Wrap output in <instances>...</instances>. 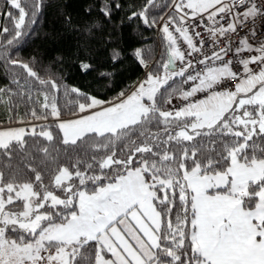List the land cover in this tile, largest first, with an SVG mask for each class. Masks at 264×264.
Listing matches in <instances>:
<instances>
[{
  "label": "snow or ice",
  "instance_id": "6c2138e0",
  "mask_svg": "<svg viewBox=\"0 0 264 264\" xmlns=\"http://www.w3.org/2000/svg\"><path fill=\"white\" fill-rule=\"evenodd\" d=\"M6 3L0 63L14 87H0V104H30L45 122L0 129V264H264V0H170L166 20L146 0L121 26L159 24L164 52L151 63V49L105 29L122 0H101L99 23L83 27L62 13L91 51L72 66L104 93L64 85L62 71L41 77L37 54L15 58L48 5ZM128 59L145 74L117 92L100 69Z\"/></svg>",
  "mask_w": 264,
  "mask_h": 264
},
{
  "label": "trees",
  "instance_id": "16d2710c",
  "mask_svg": "<svg viewBox=\"0 0 264 264\" xmlns=\"http://www.w3.org/2000/svg\"><path fill=\"white\" fill-rule=\"evenodd\" d=\"M122 2L125 6L124 11L116 14L112 24L105 26L106 31L111 32L115 28L118 34L122 33L123 39L128 42L124 45L125 47H127L128 44L132 46H143L146 49H151L155 58L160 59L164 52V41L162 40L161 33L160 40L159 42L157 41V27L147 28L139 20H124L123 26H121V20L125 13H130L131 10H139L146 0H122ZM156 2L157 6L150 9V16L154 15L158 18L159 16H163L167 11L168 8L165 7V5L169 4L170 0H156ZM100 3L101 0H47L48 6L45 8L43 16L38 19L37 25L34 26L35 32L39 33V35L24 37L18 46V50L14 52L15 58L29 62V58L37 54L42 57V62H32L31 66L41 77L47 78V76L53 72L59 75L62 71L64 85L68 87H80L82 89L90 85L93 91L104 93L105 89L100 88L95 80L96 73L84 77L72 66V62L76 57L81 54L91 55V51L84 50L82 47L78 48L76 46L77 34L71 31H65V26L62 22V13H68L72 16L74 27H83L92 20L99 23L97 13ZM89 8L93 10V15L91 17H89L85 11ZM8 11L15 10L10 8L6 0H0V13H5L0 14V30H2L4 26L9 28L12 27L11 22L6 16ZM7 37L8 34L0 36V43ZM93 48L100 51L98 44H94ZM61 55L65 62L63 64H54L55 59ZM148 57H151V55L148 54ZM93 59H96L98 64H102L105 58L103 55H100L98 57L93 56ZM9 70L10 69H6L3 64L0 63V87L12 86L10 85L11 76L9 75ZM100 70L114 71L115 78L111 87L115 88L117 92L140 80L145 74V70L130 59L125 60L124 63L119 65L116 69L108 67L101 68ZM15 71L18 74H22V70L19 68H16ZM107 95L112 97L115 95V92L108 91ZM42 99L43 97H40L41 101ZM31 107L32 105L21 102L14 110H10L11 105L0 104V126L20 124L19 121L21 119H23L26 124V122L31 120L29 111ZM66 112H68L67 109H65L64 113ZM29 143L31 144L32 142L30 141ZM22 159L23 158L20 156H14L11 161L12 166L22 167ZM5 162H7L6 159Z\"/></svg>",
  "mask_w": 264,
  "mask_h": 264
},
{
  "label": "built area",
  "instance_id": "2783aa9c",
  "mask_svg": "<svg viewBox=\"0 0 264 264\" xmlns=\"http://www.w3.org/2000/svg\"><path fill=\"white\" fill-rule=\"evenodd\" d=\"M169 14H171V9H170V8H168L167 11L163 14V17H164L165 20L167 19V16H168ZM198 30L202 31V29H198ZM177 35H178V34H177ZM242 35H243V33H240V36H237V35H235V34H232V38H233L236 42H238ZM204 36H205V38L207 39V34H206V33H204ZM156 38H157V41L159 42V40H160L159 24L157 25V29H156ZM221 43H223V41H222ZM207 47H208V45L205 44V49H207ZM184 48H186V45L183 46L181 50H184ZM226 59H227V58H226ZM177 65H179V61H177ZM174 103H175V101H174Z\"/></svg>",
  "mask_w": 264,
  "mask_h": 264
},
{
  "label": "rangeland",
  "instance_id": "374dc122",
  "mask_svg": "<svg viewBox=\"0 0 264 264\" xmlns=\"http://www.w3.org/2000/svg\"><path fill=\"white\" fill-rule=\"evenodd\" d=\"M160 45H161V44H160ZM148 54L151 55V57H149V61H150V63H151V62H152L151 58H152V56H153V51H152L151 53H148ZM148 54H147V55H148ZM143 77H144V75H143ZM143 77H142V78H143ZM142 78H141V79H142ZM170 83H171V81H170ZM162 90H163V89H162ZM69 118H71V115H70L69 112L64 113V114L62 115V117H61V119H69ZM53 120H54L53 117H49L47 123H53ZM29 121H31V120H29ZM29 121H28V122H29ZM31 122H32V123H44L45 121L41 120V121H31ZM26 124H27V122H26ZM26 124L1 125L0 127H8V126L20 127V126H26Z\"/></svg>",
  "mask_w": 264,
  "mask_h": 264
},
{
  "label": "crops",
  "instance_id": "0c3cea01",
  "mask_svg": "<svg viewBox=\"0 0 264 264\" xmlns=\"http://www.w3.org/2000/svg\"><path fill=\"white\" fill-rule=\"evenodd\" d=\"M8 127H15V126H8ZM8 127H0V129H3V128H8Z\"/></svg>",
  "mask_w": 264,
  "mask_h": 264
}]
</instances>
